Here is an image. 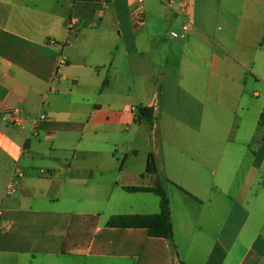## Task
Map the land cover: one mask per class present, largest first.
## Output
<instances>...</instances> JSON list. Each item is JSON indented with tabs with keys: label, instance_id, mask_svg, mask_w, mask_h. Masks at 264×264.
I'll use <instances>...</instances> for the list:
<instances>
[{
	"label": "crops",
	"instance_id": "crops-1",
	"mask_svg": "<svg viewBox=\"0 0 264 264\" xmlns=\"http://www.w3.org/2000/svg\"><path fill=\"white\" fill-rule=\"evenodd\" d=\"M261 87L264 0H0V264H264Z\"/></svg>",
	"mask_w": 264,
	"mask_h": 264
},
{
	"label": "trees",
	"instance_id": "trees-1",
	"mask_svg": "<svg viewBox=\"0 0 264 264\" xmlns=\"http://www.w3.org/2000/svg\"><path fill=\"white\" fill-rule=\"evenodd\" d=\"M139 110L140 113L137 122H147L152 126L155 121L154 110L147 106H139ZM261 119L264 120V110ZM157 173L158 170L155 157L153 154H150L147 165V174ZM124 190L130 193H154L160 198V211L156 214L114 215L108 220L107 226L110 228L122 229H146L150 237L168 240L171 244L172 251L177 255L176 245L174 243L173 224L171 220V205L165 183L160 181L154 187H125Z\"/></svg>",
	"mask_w": 264,
	"mask_h": 264
},
{
	"label": "built area",
	"instance_id": "built-area-1",
	"mask_svg": "<svg viewBox=\"0 0 264 264\" xmlns=\"http://www.w3.org/2000/svg\"><path fill=\"white\" fill-rule=\"evenodd\" d=\"M137 20H138V23H139L140 26H144L145 25V20H144L143 16H141V15L138 16V19ZM190 29H191L190 24L189 23H186L183 26V28H182V32H176L175 31V32H172L171 34L175 38L183 37L185 35V33H187ZM68 32H69V35H71V36L74 35V34H76V32H77V22L75 20H70L69 21V23H68ZM69 42H70V39H68L63 44V46L66 45V44H68ZM50 44H52V45H59V43L56 42V41H51ZM65 63H66V60H65L64 56H61L59 58V65L65 64ZM131 110H132L133 113H136L138 115L140 113L139 107H132ZM39 119H43V117H41V118H35V119H32L31 121H26L24 119H17V120H15V122H16V124L18 126L24 128V129H27L29 131H31V129L35 126V124L37 123V121ZM17 174L19 176L22 175L21 171H18ZM17 189L18 188H17L16 184L14 183V181H12L8 185V187H7V194H9V195L15 194L17 192Z\"/></svg>",
	"mask_w": 264,
	"mask_h": 264
},
{
	"label": "rangeland",
	"instance_id": "rangeland-1",
	"mask_svg": "<svg viewBox=\"0 0 264 264\" xmlns=\"http://www.w3.org/2000/svg\"><path fill=\"white\" fill-rule=\"evenodd\" d=\"M258 91L261 93V95H263L264 87L258 88Z\"/></svg>",
	"mask_w": 264,
	"mask_h": 264
}]
</instances>
